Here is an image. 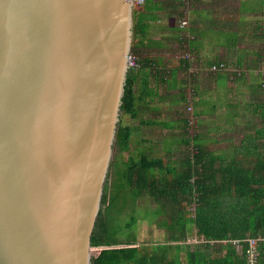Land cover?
Segmentation results:
<instances>
[{"label": "water", "instance_id": "obj_1", "mask_svg": "<svg viewBox=\"0 0 264 264\" xmlns=\"http://www.w3.org/2000/svg\"><path fill=\"white\" fill-rule=\"evenodd\" d=\"M133 0H0V264H92Z\"/></svg>", "mask_w": 264, "mask_h": 264}, {"label": "trees", "instance_id": "obj_2", "mask_svg": "<svg viewBox=\"0 0 264 264\" xmlns=\"http://www.w3.org/2000/svg\"><path fill=\"white\" fill-rule=\"evenodd\" d=\"M260 4L263 6L264 0ZM259 11L261 16L255 15L253 20H256V34L264 41V8ZM241 24H246L243 30L248 28L246 19ZM180 40L186 44L187 39ZM137 57L138 67L128 73L121 113H126L125 108L129 107L135 118L142 121L144 115L155 116L157 112V108L152 107V80L169 88L171 84L168 73L162 71L154 59ZM260 57L264 59L263 54ZM214 65L230 66L223 60ZM189 67L187 60L183 68L188 71ZM220 72L225 71L212 74ZM134 85L138 87L136 93L132 91ZM182 93L177 101L187 104ZM183 111L176 110L181 122L178 129L182 133L174 135L178 139L184 136L191 139L185 141L187 152L176 156V163L180 166L171 177L159 172L155 166L157 163L153 165L154 156H159L154 151L160 148L150 149L149 153L141 149L131 152L133 158L140 159L141 166L132 168L127 177L124 163L113 159L92 237L93 247L102 250L93 258L92 264H247L245 240L264 239V156L257 154L246 159L232 157L227 160L205 151L203 145L196 143L198 130H193L190 136V120ZM145 120V123L152 122L148 126H162L157 118ZM125 136L126 125L121 114L115 141V149L120 152ZM192 141L195 144H191ZM165 145L168 159H172V144ZM145 154L147 156L142 157ZM140 198L156 202L153 216L164 218L159 226L165 228L166 245L146 246L152 242L138 238L131 223L124 221L121 225L125 210ZM195 236L202 242L187 245V241ZM231 241L241 242L242 253H238ZM258 264H264V240L258 245Z\"/></svg>", "mask_w": 264, "mask_h": 264}, {"label": "crops", "instance_id": "obj_3", "mask_svg": "<svg viewBox=\"0 0 264 264\" xmlns=\"http://www.w3.org/2000/svg\"><path fill=\"white\" fill-rule=\"evenodd\" d=\"M260 3L261 0H147L145 6L135 9L132 49L141 59H154L168 73L172 87L157 86L154 80L150 85L158 91L152 99L157 112L151 118L164 119L169 114L165 121L170 130L163 137L166 143L173 146L183 142L174 133H178L181 123L176 112L181 104L177 98L189 79V69L183 67L187 63L185 55L190 54L195 70L190 77L194 82L192 104L199 132L196 143L227 160L264 156V88L259 73L264 41L256 34L253 20L255 15L261 16L259 9L264 5ZM245 19L248 28L243 30L246 24L241 22ZM183 21L189 23L188 27H181ZM181 34L189 36L187 46L180 40ZM220 60L229 63L231 70L246 72L210 73L209 68ZM146 126L144 133L159 127ZM235 244L238 253H242V244Z\"/></svg>", "mask_w": 264, "mask_h": 264}, {"label": "rangeland", "instance_id": "obj_4", "mask_svg": "<svg viewBox=\"0 0 264 264\" xmlns=\"http://www.w3.org/2000/svg\"><path fill=\"white\" fill-rule=\"evenodd\" d=\"M187 6H189V5H187ZM137 10H139V8H137ZM263 20H264V18H263ZM183 22H185L187 24L186 27H188L189 23L187 21H183ZM182 23H181V25H182ZM263 35H264V28H263ZM183 36H185V35L181 34V38ZM186 38H189V36L186 35ZM187 43H188V40L186 42V46H187ZM183 44H185V43H183ZM263 55H264V51H263ZM135 56H137V54H135ZM187 57L189 59L193 58V56L189 55V54L185 55V59ZM192 70L194 71L193 67H192ZM227 71H230V72L232 71V72L238 73V74H240L242 72H246L242 69L231 70V68H228ZM194 73H190V74H194ZM259 73L262 75V84H263L264 59H263V64L261 65ZM190 74L188 77L189 78L188 82L186 83V85L184 87V91H183V95L187 98L188 102H187V104L181 103L178 106V108H180V110H184L185 112L183 111V113H184L185 117H187L190 120V124L188 127H189V131H190V136H192L194 133L193 130L197 129L196 127L198 126V124H197V118L194 114V107L192 104V99L194 98V91H193L194 82H193V79L190 77L191 76ZM153 87H154V85H152V88H151V91L153 93L152 97H155L157 95L158 91L157 90L155 91L153 89ZM137 90H138L137 86H135V85H134V87L132 86V91H134V93H136ZM125 112L126 113H124V112L121 113L123 116V123H124V125H126V136H125L124 144L122 145L121 152H120V150H118V148H116L115 153H114V160L124 163V165L126 167V170H125L126 175L125 176L127 177V175L130 174V171L132 168L141 166L140 159L133 158L131 152H133L134 150H137V149H141V150H145L147 153H149L150 149L153 150V149H159L160 148L159 151L158 150L156 151L159 153V156H154L153 165H155L157 163L158 165H155V166H157L159 168L158 171L167 174L168 177H171V174L174 171H176V169H178V167L180 166V164L176 163V161L178 159H174V158L177 155L183 153L184 151L187 152V145L188 144L185 143V141L188 142L191 139V137H188V136L181 137V141L182 140L184 141V142H182L183 145L178 144V143H174L173 146L170 147V149L171 150L174 149L173 150L174 152H172V153H174L175 155L171 154L172 159H168L169 157L166 154V148H167L165 145L166 141L164 140L163 137H165V135L168 134V130H170L169 129L170 126H168V127L164 126V124L167 123L165 120L167 119L169 114L167 113L166 115H164V119L162 117H161V119H157L158 123L163 125V128H161V126H159L158 128L156 127L157 131L149 129V130H146L144 133V132H142V130L144 131L146 128L145 129L143 128L144 125L142 123H140L141 120L135 118L136 116L134 115L133 110L129 107H126ZM143 117H144V119H147V117H153V116L152 115H150V116L144 115ZM145 121H147V120H145ZM151 123L152 122L148 121L144 124L146 126V125H149ZM146 127H148V126H146ZM176 131L179 134L182 133L181 129H178ZM151 140L152 141L158 140V142L154 143ZM168 144L169 143H167V145ZM189 144H190V142H189ZM144 156H147V154L143 155L142 157H144ZM181 156H183V155H181ZM156 208H157V204L152 199L148 200L147 198H140L136 203L129 205V207L125 210V213H124V215H122V218H121V225H124L123 224L124 221H126V223H128V224L131 223L134 226L133 228L136 229L135 231L137 232L138 238L140 237V239H142V240L146 238V239H149V242H152V243L145 244L146 246L151 245V246L156 247L158 245L164 246L167 244V242H165V240H164V234H165L164 229L165 228L159 226L163 222L164 218L161 216H159V217L153 216V212L156 211ZM134 221H135V223H132ZM123 227L124 226H122V229H123ZM200 242H202V240L200 238H198V239L197 238H191L190 240L187 241V245L200 243ZM231 243L235 246V248H237L236 244H234L233 241H231ZM239 251L242 252V245H241V247H239ZM95 254H98V253L95 251Z\"/></svg>", "mask_w": 264, "mask_h": 264}, {"label": "built area", "instance_id": "obj_5", "mask_svg": "<svg viewBox=\"0 0 264 264\" xmlns=\"http://www.w3.org/2000/svg\"><path fill=\"white\" fill-rule=\"evenodd\" d=\"M133 1H134V7L135 8H141V7L145 6L147 3V0H133ZM186 26H187V24L185 22H183L181 25V27H183V28H185ZM182 38L185 40L186 39L188 40V38H186V36H183ZM187 40H186V42H187ZM183 43H185L184 40H183ZM185 46H186V44H185ZM186 60H188L190 63L189 71L191 73H194L195 70L194 71L192 70L194 58L189 59L187 57ZM129 66H130V69L138 67V57L135 56V54L133 52L130 54V57H129ZM227 70H228V67L225 65H219V66L214 65V66L209 68L210 73H216L218 71H227ZM263 86H264V76H263ZM263 240L264 239L261 237H259V238H248L245 240V242L247 244L246 251H245V254L247 255V264H258V245ZM233 242H234V244L235 243H241L239 241H233ZM95 250L97 253H99L100 250H102V248H96Z\"/></svg>", "mask_w": 264, "mask_h": 264}]
</instances>
